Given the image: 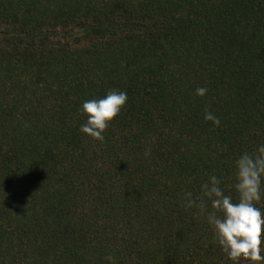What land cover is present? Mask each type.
I'll return each instance as SVG.
<instances>
[{
  "label": "trees",
  "instance_id": "16d2710c",
  "mask_svg": "<svg viewBox=\"0 0 264 264\" xmlns=\"http://www.w3.org/2000/svg\"><path fill=\"white\" fill-rule=\"evenodd\" d=\"M261 143L264 0H0V264H231L183 193Z\"/></svg>",
  "mask_w": 264,
  "mask_h": 264
},
{
  "label": "clouds",
  "instance_id": "9594fccd",
  "mask_svg": "<svg viewBox=\"0 0 264 264\" xmlns=\"http://www.w3.org/2000/svg\"><path fill=\"white\" fill-rule=\"evenodd\" d=\"M206 87H198L195 94L204 97ZM127 93L118 89L109 90L102 98L83 102L80 111L87 119L79 131L87 137L103 142L104 133L119 116L127 102ZM205 122L219 127L220 119L207 109ZM145 157L151 149H145ZM233 169V195H228L217 175L209 176L198 192L185 191L182 207L194 210L207 223L215 243L231 264H264V210L257 205L264 201V143L252 151H243L235 157ZM107 264H117L114 255L104 257Z\"/></svg>",
  "mask_w": 264,
  "mask_h": 264
}]
</instances>
